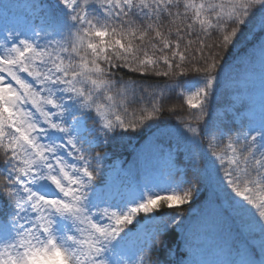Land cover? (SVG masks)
<instances>
[{"label":"snow or ice","instance_id":"obj_1","mask_svg":"<svg viewBox=\"0 0 264 264\" xmlns=\"http://www.w3.org/2000/svg\"><path fill=\"white\" fill-rule=\"evenodd\" d=\"M40 8L43 22L27 30L0 24V264H183L165 239L184 226L183 210L162 209L189 204L201 188L216 205L222 264H264V72L259 120L247 104L218 122L206 113L248 37L233 82L254 88L264 0H41ZM213 37L224 56L204 55ZM191 71L200 74L194 89L184 79ZM153 77L168 81L160 87ZM173 97L191 111L169 106ZM133 105L139 115L129 118ZM166 107L184 126L167 158L175 166L183 152V169L169 173L163 194L145 186L146 197H102L108 153H94Z\"/></svg>","mask_w":264,"mask_h":264},{"label":"trees","instance_id":"obj_2","mask_svg":"<svg viewBox=\"0 0 264 264\" xmlns=\"http://www.w3.org/2000/svg\"><path fill=\"white\" fill-rule=\"evenodd\" d=\"M41 0H39V5ZM47 6V5H45ZM0 10L6 13V19L0 16V24L5 21L19 19L24 20L27 27L39 25L43 22L41 14V8L39 11L31 14L30 11L22 5L21 0H2L0 3ZM10 27V26H9ZM15 28L24 30L19 25ZM5 35L0 25V42L3 40ZM191 39L194 41L193 48L198 47L195 43L197 37L195 34L192 35ZM201 39H204L201 37ZM251 39L241 44L236 51L233 50L232 58L229 60V64L242 52H245L251 46ZM187 42V41H185ZM206 43L208 48L204 50V55L209 54V50H212L213 54L220 52L219 48H212L215 43V37L207 39ZM196 58L199 59L200 53L196 52ZM221 56H224L223 52H220ZM222 65L223 61H219ZM195 61L193 67H195ZM226 69V68H225ZM224 69V70H225ZM118 76H124L125 79L134 78L139 79V74L128 73L126 69H120L117 72ZM197 74L195 71L189 72L184 79L191 81V86L194 88L198 83ZM154 83H158V86L162 87L165 82L168 81L166 77H153ZM217 89V88H216ZM215 89V91H216ZM183 104V109L181 105ZM146 103H142L139 107H146ZM169 106H175L177 111H191L187 109V105L183 103L182 98L173 97L169 103ZM213 106L208 99L206 105V113H213ZM136 110L137 115L139 111L136 105L130 109L129 118L131 111ZM205 119H208L206 115ZM148 125H151L150 127ZM183 125L180 123L179 117L174 113L170 112L166 107L162 111L158 118L149 121L143 128L138 129L137 132L124 133V138L116 146L101 149L98 153L103 156L106 151L108 153L105 157V161L109 164L115 161L121 162V168L124 172L123 181L132 187L138 195L143 193L145 197L148 191L153 193H164L166 182L169 178V173H175L177 168L183 169L185 156L183 152L180 153L177 163L175 166L170 165L167 158L168 147L174 146L178 141L182 143L181 133L183 132ZM204 147V145H202ZM95 154V153H94ZM183 179V176L179 177ZM145 186L148 187V191L145 190ZM99 193V192H98ZM100 194V193H99ZM101 195V194H100ZM174 207L172 209L163 208L162 211L165 213H171L177 209L183 210L185 218L184 226L177 229L178 233H171L165 236L166 241L169 245L180 249L178 257H184L183 264H222V261L229 259L224 251L219 247L221 243V232L218 227V219L216 217V205L213 202L212 192L206 188H201L198 195H194L193 200L187 205H179L178 202L173 201ZM132 227V226H129ZM137 228L140 225L136 226ZM222 228H226L227 225H222ZM237 225H233V230ZM135 233L133 236L139 235L141 243L143 242L144 233ZM243 240L249 243L243 236ZM184 241H186L184 243ZM136 241L133 240L130 243L129 255L136 250ZM250 244V243H249ZM157 255H159L157 253ZM163 259V257H160Z\"/></svg>","mask_w":264,"mask_h":264},{"label":"rangeland","instance_id":"obj_3","mask_svg":"<svg viewBox=\"0 0 264 264\" xmlns=\"http://www.w3.org/2000/svg\"><path fill=\"white\" fill-rule=\"evenodd\" d=\"M22 4L31 11H34L35 8H38L37 0H24ZM249 39H252V38L251 37L246 38L244 41H242L241 44H243L244 42H247V40ZM238 47L233 50L236 51ZM250 47L247 50H249ZM243 53L244 52L240 53L232 61V63L229 64V67H226L221 77L220 86L209 97L212 103V106L214 107L213 113L211 116V122L220 121L221 119L225 117L226 113L228 115H231L232 113H234L236 109H240L242 105H245V104L253 105L255 118L257 120H259L260 118V113H261V108H262L260 78H261V73L264 72V68H262V60H264V54H262L258 50H255L254 68L256 72V80H255L254 88H251V86H245V84L243 83L233 82L236 78V74L233 71V68L235 67V65L240 63V60L238 57L243 56ZM229 77H232V79H229ZM206 144H207V141L205 140L204 147H206ZM104 159L105 158L103 157V172H104V179L106 181V184L103 188H101V191L103 192L104 197L110 198L112 196L122 195V197L116 198L117 199L116 203H119L120 199L124 198V200H128L129 198L137 196L136 193H133L131 194L132 196L128 197L127 196L128 190L125 188L124 190H122L120 185L116 184L113 178H111L109 172L115 168H119V163L107 164L104 161ZM232 195L234 196V193ZM244 236L249 241V243L254 246V238L251 236H248L247 233H245ZM255 239H258V237Z\"/></svg>","mask_w":264,"mask_h":264}]
</instances>
